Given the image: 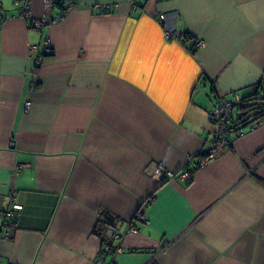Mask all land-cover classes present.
I'll list each match as a JSON object with an SVG mask.
<instances>
[{
  "label": "crops",
  "instance_id": "0c3cea01",
  "mask_svg": "<svg viewBox=\"0 0 264 264\" xmlns=\"http://www.w3.org/2000/svg\"><path fill=\"white\" fill-rule=\"evenodd\" d=\"M73 2L30 0L38 30L0 0V264H264V124L198 164L218 98H264V0Z\"/></svg>",
  "mask_w": 264,
  "mask_h": 264
},
{
  "label": "built area",
  "instance_id": "2783aa9c",
  "mask_svg": "<svg viewBox=\"0 0 264 264\" xmlns=\"http://www.w3.org/2000/svg\"><path fill=\"white\" fill-rule=\"evenodd\" d=\"M23 6L18 10V15L25 18L31 23V26L35 29L41 30L42 26L48 24V17L46 12L41 18H34L32 16V10L30 8V0H23ZM65 4L66 3V12L75 7L73 0H43V7L45 10H48L55 4ZM133 10L136 11V7H133ZM9 17V16H6ZM159 22L163 24V33L165 39L172 40H182L184 31L177 28L173 21V15L161 13L158 15ZM42 51H38L37 46H29V52L35 54V64L37 65L41 58L53 52L52 48L49 46V40L46 39L43 41ZM205 42L203 39H197L194 42V51H197L203 48ZM242 104V98L237 95L233 97H219L217 106L210 113V118L213 123L216 124V130L212 136V140L207 146V149L203 152L204 156L199 160V166L204 165L216 152H219L227 147L231 146L232 137L231 134L234 132L238 136H243L246 134V129L252 130L255 126L264 124V115L258 116L256 118H247L245 124H236L235 120L238 117V106ZM30 102L27 101L25 104V110H28ZM235 110L236 113H235ZM171 176V174H169ZM193 176V173L187 170H183L180 173L181 179L189 181ZM14 192L9 193L10 200L9 206L2 213V227H3V236L8 238L9 230L13 227L14 218L17 216L21 205L15 202L13 199ZM136 219H141V214L137 212L134 216ZM138 228L133 226L131 223H128L124 231H119L116 228H111L106 230V234L115 240H121L129 232H137ZM104 250L107 253L112 252L109 245L104 246ZM116 250H119L117 248ZM98 264H102V261L99 260Z\"/></svg>",
  "mask_w": 264,
  "mask_h": 264
},
{
  "label": "trees",
  "instance_id": "16d2710c",
  "mask_svg": "<svg viewBox=\"0 0 264 264\" xmlns=\"http://www.w3.org/2000/svg\"><path fill=\"white\" fill-rule=\"evenodd\" d=\"M188 37V33L184 32L183 38L186 39ZM262 100H264V98L258 96L257 91L247 98H242V104L238 106L239 113L235 120L236 124L243 125L245 124L243 122H246L247 118H256L264 115V109L261 107L262 103H264ZM115 220V217L108 211L102 210L99 212L94 232L100 236L102 241H105L104 237L106 236V230L115 228Z\"/></svg>",
  "mask_w": 264,
  "mask_h": 264
}]
</instances>
